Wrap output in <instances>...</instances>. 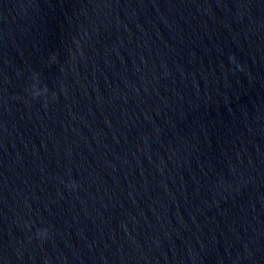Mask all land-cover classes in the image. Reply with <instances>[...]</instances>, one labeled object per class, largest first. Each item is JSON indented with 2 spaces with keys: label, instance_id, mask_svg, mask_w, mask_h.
Wrapping results in <instances>:
<instances>
[{
  "label": "water",
  "instance_id": "95a60500",
  "mask_svg": "<svg viewBox=\"0 0 264 264\" xmlns=\"http://www.w3.org/2000/svg\"><path fill=\"white\" fill-rule=\"evenodd\" d=\"M0 264H264V0H0Z\"/></svg>",
  "mask_w": 264,
  "mask_h": 264
}]
</instances>
